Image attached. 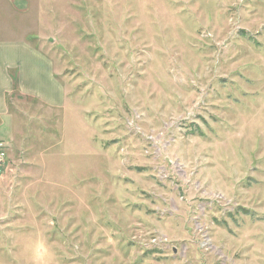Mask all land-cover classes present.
<instances>
[{
  "label": "rangeland",
  "instance_id": "1",
  "mask_svg": "<svg viewBox=\"0 0 264 264\" xmlns=\"http://www.w3.org/2000/svg\"><path fill=\"white\" fill-rule=\"evenodd\" d=\"M65 90L0 118V264H264V0H32Z\"/></svg>",
  "mask_w": 264,
  "mask_h": 264
},
{
  "label": "crops",
  "instance_id": "2",
  "mask_svg": "<svg viewBox=\"0 0 264 264\" xmlns=\"http://www.w3.org/2000/svg\"><path fill=\"white\" fill-rule=\"evenodd\" d=\"M31 4L32 0H0V118L7 115L8 99L16 91L51 108L61 107L66 99L51 62L29 39Z\"/></svg>",
  "mask_w": 264,
  "mask_h": 264
},
{
  "label": "built area",
  "instance_id": "3",
  "mask_svg": "<svg viewBox=\"0 0 264 264\" xmlns=\"http://www.w3.org/2000/svg\"><path fill=\"white\" fill-rule=\"evenodd\" d=\"M7 146L0 141V176L4 173L7 161Z\"/></svg>",
  "mask_w": 264,
  "mask_h": 264
}]
</instances>
